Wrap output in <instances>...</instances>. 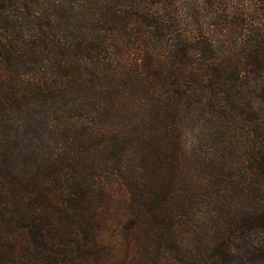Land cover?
<instances>
[{
  "label": "trees",
  "instance_id": "obj_1",
  "mask_svg": "<svg viewBox=\"0 0 264 264\" xmlns=\"http://www.w3.org/2000/svg\"><path fill=\"white\" fill-rule=\"evenodd\" d=\"M0 264H264V0H0Z\"/></svg>",
  "mask_w": 264,
  "mask_h": 264
}]
</instances>
